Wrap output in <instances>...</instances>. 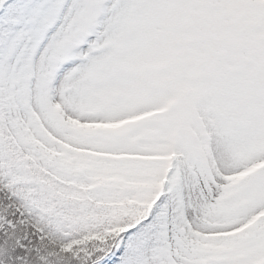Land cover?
Returning <instances> with one entry per match:
<instances>
[{"label": "snow or ice", "instance_id": "1", "mask_svg": "<svg viewBox=\"0 0 264 264\" xmlns=\"http://www.w3.org/2000/svg\"><path fill=\"white\" fill-rule=\"evenodd\" d=\"M0 264H264V0H0Z\"/></svg>", "mask_w": 264, "mask_h": 264}]
</instances>
